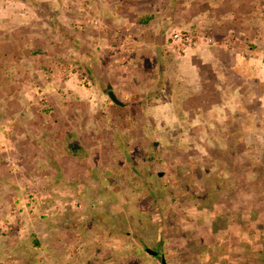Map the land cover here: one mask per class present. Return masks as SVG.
Instances as JSON below:
<instances>
[{
    "label": "rangeland",
    "instance_id": "obj_1",
    "mask_svg": "<svg viewBox=\"0 0 264 264\" xmlns=\"http://www.w3.org/2000/svg\"><path fill=\"white\" fill-rule=\"evenodd\" d=\"M161 257L264 264V0H0V264Z\"/></svg>",
    "mask_w": 264,
    "mask_h": 264
},
{
    "label": "water",
    "instance_id": "obj_2",
    "mask_svg": "<svg viewBox=\"0 0 264 264\" xmlns=\"http://www.w3.org/2000/svg\"><path fill=\"white\" fill-rule=\"evenodd\" d=\"M108 96H109V98L111 99V101L113 102V103H115L116 105H122L121 104V102H119V100H117V98L115 97V95H114V93L113 92H108ZM159 176H162V174H159ZM146 252L148 253V254H151V255H156V252H154V251H152V250H149V249H146ZM160 264H167V262H166V260H165V258L164 257H161L160 258Z\"/></svg>",
    "mask_w": 264,
    "mask_h": 264
},
{
    "label": "trees",
    "instance_id": "obj_3",
    "mask_svg": "<svg viewBox=\"0 0 264 264\" xmlns=\"http://www.w3.org/2000/svg\"><path fill=\"white\" fill-rule=\"evenodd\" d=\"M71 145H72V144H70V146H69V147H70V149H71V148H73V146L71 147ZM35 245H37V244H35Z\"/></svg>",
    "mask_w": 264,
    "mask_h": 264
}]
</instances>
